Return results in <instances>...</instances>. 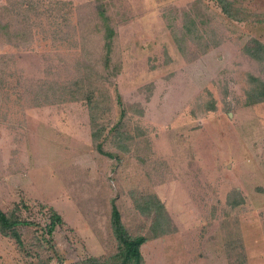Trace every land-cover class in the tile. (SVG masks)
<instances>
[{
  "label": "rangeland",
  "instance_id": "rangeland-1",
  "mask_svg": "<svg viewBox=\"0 0 264 264\" xmlns=\"http://www.w3.org/2000/svg\"><path fill=\"white\" fill-rule=\"evenodd\" d=\"M229 1L242 19L217 0H0V207L39 223L23 247L0 233V264L111 254V198L152 234L133 194L166 216L143 264H264V99L247 98L264 60L244 51L264 0Z\"/></svg>",
  "mask_w": 264,
  "mask_h": 264
},
{
  "label": "trees",
  "instance_id": "trees-1",
  "mask_svg": "<svg viewBox=\"0 0 264 264\" xmlns=\"http://www.w3.org/2000/svg\"><path fill=\"white\" fill-rule=\"evenodd\" d=\"M222 11L228 16L236 20L242 19V13L239 8L234 7L229 0H217ZM100 14L103 17L104 21V35H103V46L105 49L106 59L108 58V52L110 51L113 29L108 25L106 17L103 14V11L100 10ZM2 26H6L2 24ZM244 51L252 58L256 60H264V43L252 37L244 45ZM250 92H253L251 95ZM120 96L117 95V101L120 103ZM247 98H252L254 101L264 99V84L262 81L258 85L252 84ZM211 107V105H210ZM124 111L122 110L121 113ZM104 127L95 126L91 130L93 136V143L95 148L103 153L111 155L112 153L106 151L102 147L101 140H97L101 133L103 132ZM133 201L136 207L141 211L150 214L151 216V228L153 233L147 235L145 233H131L128 228L125 226L121 219L120 210L117 207V204L114 198L110 200V228L111 232L116 240V249L111 254L101 257L96 255H90L83 259L84 264H143V256L141 253V244L147 241L150 238L156 237L160 232H165L166 229L160 230V225L164 224L166 218L165 212L163 209L162 202L155 196L151 195H135L133 194ZM63 221L62 216L58 213L52 206H49V219L46 225L43 227L40 226V234L48 244L49 248L54 249V245L51 241V233L54 229L56 223H61ZM19 224H36L39 226V223L35 221H29L26 219L18 218L13 212L5 211L0 207V233L5 236L12 237L16 243L23 247V238L17 226ZM162 228V227H161ZM30 264H48V261H42L37 259L36 261L30 262ZM56 264H63L58 262Z\"/></svg>",
  "mask_w": 264,
  "mask_h": 264
}]
</instances>
